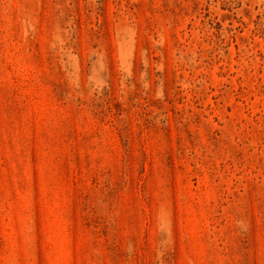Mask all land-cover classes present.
I'll list each match as a JSON object with an SVG mask.
<instances>
[{
  "label": "rangeland",
  "instance_id": "obj_1",
  "mask_svg": "<svg viewBox=\"0 0 264 264\" xmlns=\"http://www.w3.org/2000/svg\"><path fill=\"white\" fill-rule=\"evenodd\" d=\"M0 264H264V0H0Z\"/></svg>",
  "mask_w": 264,
  "mask_h": 264
}]
</instances>
